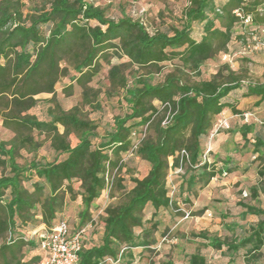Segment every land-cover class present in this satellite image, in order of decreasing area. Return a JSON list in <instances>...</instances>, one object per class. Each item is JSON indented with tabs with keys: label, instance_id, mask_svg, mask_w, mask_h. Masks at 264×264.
Returning a JSON list of instances; mask_svg holds the SVG:
<instances>
[{
	"label": "trees",
	"instance_id": "trees-1",
	"mask_svg": "<svg viewBox=\"0 0 264 264\" xmlns=\"http://www.w3.org/2000/svg\"><path fill=\"white\" fill-rule=\"evenodd\" d=\"M43 1L26 13L23 0H0V122L13 134L0 141V264L43 261V255L27 260L40 244L25 232L42 225L46 232L52 231L78 198L83 208L75 232L89 230L95 225L93 209L108 191L101 243L86 247L85 238L79 264H111L108 259L134 264L135 251L153 252L157 245L158 213L179 209L170 196L172 174L185 170L180 189L197 195L215 178L236 171L228 163L205 160L206 151L217 118L228 110L240 114L230 99L232 93L242 90L244 98H257L260 105L264 82H250L247 70L234 71L229 64L209 80L192 81L190 76L200 77L202 67L228 53L234 40L246 42L235 32L246 17H251L254 29L250 34L264 44V0H188L173 34L152 33L130 15L113 19L108 7L93 0ZM196 25L203 31L199 40L193 36ZM114 58L126 61L113 64ZM167 64L171 70L164 73ZM105 65L110 67V85L102 92L92 83ZM63 79L72 83L64 89L67 96L75 85L82 90L80 104L69 110L62 107L56 92ZM102 93L108 100L121 98L127 106L124 116L114 117L105 136L99 135L98 124L84 111L87 106L101 110ZM44 94L51 97L38 98ZM42 101L48 104L46 120L32 114ZM239 133L262 166L258 175L263 179L264 131L244 124ZM46 143L51 160L38 157ZM183 151L189 161L182 157ZM23 152L32 158L21 164ZM125 156L146 162L148 174L141 179L127 171ZM123 173H129L131 184L125 183ZM259 196V188H252V199ZM186 203H191V196ZM240 205L246 216L260 219L248 235L222 240L203 231L192 236L217 251L225 249L228 264H236L241 252L245 264H261L264 209ZM148 207L154 211L149 220ZM188 264L209 262L196 252L188 256Z\"/></svg>",
	"mask_w": 264,
	"mask_h": 264
},
{
	"label": "rangeland",
	"instance_id": "rangeland-1",
	"mask_svg": "<svg viewBox=\"0 0 264 264\" xmlns=\"http://www.w3.org/2000/svg\"><path fill=\"white\" fill-rule=\"evenodd\" d=\"M97 6L108 7V15L113 19H120L123 15H130L134 20L142 21L152 33L165 32L173 34V28L180 26V20L184 17L185 10L189 5L188 0H93ZM226 0H223L225 2ZM27 7L25 12L35 5H41L43 0H23ZM254 29L250 25L238 24L235 28L236 34L246 37V42L241 43L234 40L226 54H220L215 59L208 61L202 67V75L190 76L192 81L209 80L224 64L234 71L242 69L247 70L248 79L253 83L264 82V47L261 46L262 39L259 36L251 35ZM203 35L202 27L196 25L193 36L199 40ZM126 59L119 60L114 58L113 64L124 62ZM109 66L105 65L102 73L92 83L94 88H100L102 92L110 85L107 79ZM171 70L169 64L166 65L164 73ZM161 78V77H159ZM72 83L70 79H63L57 86L56 92L58 100L65 110H69L81 102L82 90L75 85L71 96L64 93V89ZM242 90L233 92L230 99L235 101L236 108L240 112L238 115H229V112L223 113L217 122L227 121V125L222 128H214L211 136V152L207 154V159L220 164H236L239 170L231 176L220 179L215 178L207 187L198 190V194H191L188 191L182 192L180 187L184 181L185 170L181 174H172L169 179L170 196L177 202L179 209L161 210L158 213L157 221L160 224L159 231L156 233L157 245L153 252L140 253L136 252V261L134 264H147L149 261L167 262L173 264H188V256L196 252L206 257L209 264H228L229 255L225 249L217 251L210 247L207 241L194 238L192 234L207 232L211 237H218L222 240H231L235 237H243L250 233L251 227L256 226L259 218L254 215H245L246 210L240 204L251 206L259 205L264 209V178H260L258 171L262 166L253 159L251 150L244 146L241 139L239 128L244 124H253L256 130H263L255 121H264V102L257 104V98H244ZM102 93L100 101L102 109L92 111L88 106L84 108L90 119L95 121L98 126L100 136H105L113 126V120L116 116H124L127 112L126 103L121 98L106 99ZM51 95H41V100L49 99ZM157 104V103H156ZM158 105V104H157ZM48 104L44 101L38 108L32 111L41 120L48 119ZM235 114V113H234ZM248 114L246 118L244 115ZM248 120V122H246ZM13 134L3 128L0 122V141H8ZM217 145V147L215 146ZM23 159L19 162L24 164L25 161L32 157L23 152ZM39 158L51 160L53 154L50 150L49 143L38 153ZM127 163V171H132L134 176L144 178L149 171V165L140 159H129L124 157ZM126 184L129 181V173L121 174ZM74 186L78 189L79 184ZM258 187L260 196L258 200L252 199V188ZM120 195L119 192L116 193ZM191 196V203H186V199ZM110 203L109 191L104 192L102 197L97 201L96 209H93L95 225L88 230L85 240L86 247H92L101 243L104 224L102 214L104 208ZM83 206L79 198L70 203L66 213L61 216V220L66 221L70 229L75 232L79 227V212ZM153 209L148 207L145 211L147 220L152 218ZM202 212L201 215L199 213ZM140 230H138L139 232ZM46 233L44 229L27 230L25 232L28 239L40 244V237ZM207 244L209 246H207ZM264 256V248L262 249ZM42 251L39 247L31 251L27 260L35 256H41ZM39 262L38 264H42ZM236 264H245L243 252L237 258ZM264 264V257L261 261Z\"/></svg>",
	"mask_w": 264,
	"mask_h": 264
},
{
	"label": "built area",
	"instance_id": "built-area-1",
	"mask_svg": "<svg viewBox=\"0 0 264 264\" xmlns=\"http://www.w3.org/2000/svg\"><path fill=\"white\" fill-rule=\"evenodd\" d=\"M238 15L240 14L238 13ZM243 23L250 25L251 17L244 18ZM261 32L264 34V28L261 29ZM261 46L264 47V44L261 43ZM244 116L246 118L249 117L248 114ZM255 121L260 126H264V121L257 119ZM246 122H248V120H246ZM226 125L227 121L220 120L218 121L216 128L219 129ZM209 145L206 151L205 160L207 159V154L211 152ZM181 155L189 161V156L185 151H183ZM182 171L183 169H179L178 173L181 174ZM223 176L226 177L227 174L224 173ZM87 230L88 229H82L78 232H73L68 223L63 221L52 231L42 234L40 242V249L43 254L42 264H79V253L83 248V242L88 234ZM108 262L111 264H117V262H114L112 259H108Z\"/></svg>",
	"mask_w": 264,
	"mask_h": 264
},
{
	"label": "crops",
	"instance_id": "crops-1",
	"mask_svg": "<svg viewBox=\"0 0 264 264\" xmlns=\"http://www.w3.org/2000/svg\"><path fill=\"white\" fill-rule=\"evenodd\" d=\"M225 112H229L230 114L229 115H232V117H235L237 114H234V112H232L231 110H228V111H225ZM224 112V113H225ZM235 115V116H234ZM218 145V144H217ZM217 145L215 144V146L217 147ZM253 159H255V156H253ZM229 167H232V168H236V171L237 170H239V168H237V165L236 164H229ZM149 169H150V167H149ZM149 172V171H148ZM232 174H234V172L233 173H229V175L228 176H226V177H218V178H220V179H225V178H227V177H229V176H231ZM213 181V180H212ZM212 183V182H211ZM39 229H46V227L44 226V225H42V226H40L39 227ZM41 238V237H40Z\"/></svg>",
	"mask_w": 264,
	"mask_h": 264
}]
</instances>
